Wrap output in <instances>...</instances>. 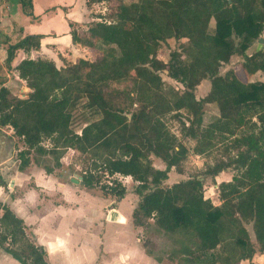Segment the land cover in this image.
<instances>
[{
	"label": "trees",
	"instance_id": "16d2710c",
	"mask_svg": "<svg viewBox=\"0 0 264 264\" xmlns=\"http://www.w3.org/2000/svg\"><path fill=\"white\" fill-rule=\"evenodd\" d=\"M19 2L32 15L31 0ZM99 2L107 3L103 14L80 31L71 24L72 42L92 49V58L61 65L25 58L14 69L28 92L19 96L0 85V127L12 128L18 169L33 162L49 173L50 161L59 166L61 148L73 147L87 161L77 173L85 188L119 200L127 188L116 179L101 184V178L130 176L137 197L132 224L145 233L138 238L157 261L162 257L155 254L148 229L172 239L169 264H239L264 252V81L252 79L264 74V49L247 53L264 29V0L86 4ZM40 38L27 35L10 45L7 62L17 49H37ZM169 41L176 46L164 62L157 53ZM233 55L241 57L244 79L232 68L220 73ZM162 71L183 89L166 90ZM125 80L126 87L112 86ZM202 80L210 85L198 98L195 88ZM206 105L217 117L204 125L200 115ZM77 108L83 121L79 132L72 126ZM169 114L183 119L180 137L166 126ZM219 146L225 161L216 158L200 172L185 171L189 152L209 156ZM152 157L164 167H155ZM170 170L185 178L167 183ZM227 170L231 178L215 182L214 176ZM206 177L213 181L217 202L203 196ZM1 208L3 250L21 264H49L43 247L26 237L22 220Z\"/></svg>",
	"mask_w": 264,
	"mask_h": 264
},
{
	"label": "crops",
	"instance_id": "0c3cea01",
	"mask_svg": "<svg viewBox=\"0 0 264 264\" xmlns=\"http://www.w3.org/2000/svg\"><path fill=\"white\" fill-rule=\"evenodd\" d=\"M86 1L31 0L32 15H27L19 0H0V85L15 95L28 92L14 69L25 58H47L56 65L78 57L92 58L88 55L93 54L92 49L72 42L71 24L82 30L95 15L106 11L107 3L88 6ZM35 34L41 35L39 47L17 49L7 62L9 46ZM16 152L12 128L0 127V216L1 207L6 206L20 218L26 237L43 247L49 264H127L135 252L143 264L163 263V259L157 261L148 255L138 238L143 231L133 226L131 218L137 197L129 189L115 200L92 190L96 188H85L76 173L63 175L64 153L59 166L51 165L49 173L33 162L19 170ZM123 177L125 182H133L130 176ZM230 178L227 173L214 176L217 183ZM122 228L131 236V244L130 237L124 239L121 234ZM5 243H9L8 238ZM0 264L21 263L0 246ZM239 264H264V252Z\"/></svg>",
	"mask_w": 264,
	"mask_h": 264
},
{
	"label": "rangeland",
	"instance_id": "374dc122",
	"mask_svg": "<svg viewBox=\"0 0 264 264\" xmlns=\"http://www.w3.org/2000/svg\"><path fill=\"white\" fill-rule=\"evenodd\" d=\"M106 10H107V6H106ZM256 44H257V41H254L252 43V45L247 49V53H252L255 50ZM175 46H176V43L174 41H169V43H167V44H164V43L161 44L159 49H158L157 56L160 59H162L164 62H166L169 58V52ZM261 49H264V44H263ZM88 55H90V57H93L95 54L93 52V54H88ZM240 61H241L240 56L233 55L230 58L229 63L224 64L220 68V73H224L229 68H232L236 72L237 76L240 79H244V77L241 73V69H240V64H239ZM57 64L60 65L59 62ZM160 74H161V77L163 79V84H164V87L166 90L169 88L178 89V90L183 89V85L180 82L176 81L175 79L171 78L167 74V71H162ZM252 79L264 81V74L257 72L252 77ZM209 85L210 84H209L208 80H202L200 82V84L195 88L196 96L198 98L204 96L209 89ZM112 86L119 87V88L120 87H126V86H128V81L125 80V81L120 82V83H112ZM200 117H201L202 124L205 125L217 117L216 109L213 106L206 105V106H204ZM182 120H183L182 118L179 119L178 117L174 116V114H169L165 118V123H166V126L170 132H172L175 135L180 137L179 132H180V129L182 127V125H181ZM82 123H83V121H82V110L80 108H77L74 111L72 126L74 127V129L77 132H79V128L81 127ZM43 144L45 146L50 145L48 140L43 141ZM61 149L63 150V153H64L61 160H63V162L65 163L64 164L65 165L64 166L65 172L62 171L63 175H66L67 173H76V174L81 173V170L83 169V167L87 163L86 158L82 154H79L77 152V150L73 147L72 148H70V147L69 148H61ZM232 153L233 152H231V154ZM216 158L221 159L223 161L226 160L227 155L223 152L222 146H219L218 148L213 149L212 153H210L209 156H199V155L193 154L192 152H189L187 154L186 159L183 162V165H184L186 172H198V171L200 172V171L205 169L206 165L213 164ZM52 161H53V159H52ZM151 161L155 167H158V168L164 167V163L160 159L152 157ZM52 163L53 162L50 161L49 165H52ZM53 169H54V167H53ZM56 170H57V168L55 167V171ZM220 173H227L228 177H231V175L233 174V172L230 170L221 171L217 174L219 175ZM77 175L79 176V174H77ZM182 178H185L184 174L183 175L177 174L174 170H170L168 173V179L166 180V182L172 183V182L177 181V180L182 179ZM112 179H116V180L121 181L120 183H123V185L129 190L131 189V187L134 183V182H131V180H129L128 182H125V178L118 173H113L112 175L109 173L104 174L101 178L100 183L101 184L102 183H108V182L112 181ZM97 189L98 188L92 189V190L94 192L98 193ZM202 190H203V196L204 197H206V198L209 197L214 202H217L216 195L214 193V184H213V181L211 180L210 177L205 178L204 184L202 186ZM129 225H130V223H129ZM122 229H123V231L121 232V234L123 235L124 239H126V238L129 239V237H130V244H131L132 243L131 236L129 235L128 231L125 228H122ZM248 229L250 232V228H248ZM144 234H145L144 232H141V236H144ZM146 234L150 235L151 241H154V243H156V247H154L153 250L155 251L156 255H159L162 257V259H163L162 264H169L170 261L167 257L168 253L175 247L174 243L172 242V239L169 238L168 236H165L164 233H162L161 231H157V230L152 231L151 229H148L146 231ZM148 239L149 238H147V240ZM134 254L135 255H133V258H131L127 262V264H143V260H141L140 254L139 253L137 254V252H135ZM177 260H178V258L174 261L176 262Z\"/></svg>",
	"mask_w": 264,
	"mask_h": 264
},
{
	"label": "water",
	"instance_id": "95a60500",
	"mask_svg": "<svg viewBox=\"0 0 264 264\" xmlns=\"http://www.w3.org/2000/svg\"><path fill=\"white\" fill-rule=\"evenodd\" d=\"M263 44H264V29H263L261 35L257 39V44H256V47H255V50L257 51V50L261 49ZM75 181H78V180L75 179Z\"/></svg>",
	"mask_w": 264,
	"mask_h": 264
}]
</instances>
